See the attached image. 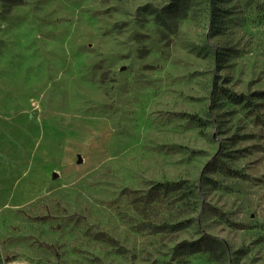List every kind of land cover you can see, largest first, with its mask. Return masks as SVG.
I'll list each match as a JSON object with an SVG mask.
<instances>
[{"label":"rangeland","instance_id":"1","mask_svg":"<svg viewBox=\"0 0 264 264\" xmlns=\"http://www.w3.org/2000/svg\"><path fill=\"white\" fill-rule=\"evenodd\" d=\"M215 3L0 0V264H215L198 215L264 264V0Z\"/></svg>","mask_w":264,"mask_h":264},{"label":"trees","instance_id":"2","mask_svg":"<svg viewBox=\"0 0 264 264\" xmlns=\"http://www.w3.org/2000/svg\"><path fill=\"white\" fill-rule=\"evenodd\" d=\"M217 0H208V6H209V24L210 28H212V25H215L216 22H214V19L216 17L215 12H217L216 9V3ZM212 26V27H211ZM215 61L218 63V54H215ZM212 96H214L212 94ZM237 101H235L236 103ZM180 184H157L150 188L149 192L146 195V201H144V204L141 206L140 204H134L132 206V212L134 215L142 218L143 220L147 219L149 220L152 217L155 216L154 210L159 207L163 200L170 195L171 193L175 192V190L179 189ZM133 193V192H132ZM131 191H124L123 196L128 200L130 199V196L133 195ZM118 214L121 217H127L123 216L124 213L118 212ZM200 223V217L198 215L197 217V228L202 234L206 237L205 244L203 246H199L198 244H183L181 249L184 251V253L188 256H192L195 254H207L209 258H211L215 264H230V257L228 253V249L225 245H223V241L216 240L213 238H209V236L205 235V233L202 231V228L199 225ZM143 229H149L150 233L153 235H158L162 233H177L179 231H184L186 229V225L181 223L174 224V225H168L167 222L165 224H161L159 226H154L152 223L149 222V224H145L143 226ZM145 227V228H144ZM92 238L94 240L111 244L112 241L110 238L103 234H93Z\"/></svg>","mask_w":264,"mask_h":264},{"label":"crops","instance_id":"3","mask_svg":"<svg viewBox=\"0 0 264 264\" xmlns=\"http://www.w3.org/2000/svg\"><path fill=\"white\" fill-rule=\"evenodd\" d=\"M99 123V122H98Z\"/></svg>","mask_w":264,"mask_h":264}]
</instances>
